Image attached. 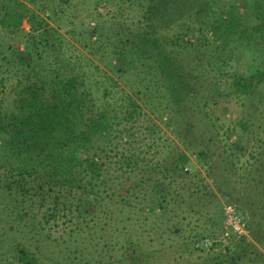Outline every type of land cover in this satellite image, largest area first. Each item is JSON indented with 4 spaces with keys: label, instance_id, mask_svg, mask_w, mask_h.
<instances>
[{
    "label": "trees",
    "instance_id": "trees-1",
    "mask_svg": "<svg viewBox=\"0 0 264 264\" xmlns=\"http://www.w3.org/2000/svg\"><path fill=\"white\" fill-rule=\"evenodd\" d=\"M28 1L35 4V0ZM128 2L137 6L140 15L132 24L120 23L118 43L121 52L117 54L123 53L122 50L136 49L139 56L153 53L157 57L159 79L170 96L171 110L167 127L172 130L187 126L193 128L189 123L195 121L193 75L178 58L185 53L183 49L196 45L190 40H185V44L186 36H190V39L194 33L207 35L209 32L211 42L217 44L219 41L221 48L226 47L231 39L253 48L264 44V0L252 2V15L256 22L251 28L242 25L230 11L219 15L214 23L205 24V17L212 13L209 0ZM38 8L42 17L19 0H0L1 27L16 32L23 20H27L32 32L24 43L25 50H17L12 54L28 79L26 83L19 81L15 87L16 98L11 112H0V167L10 175V180H1L0 194L7 193L10 200L14 201L11 212L19 213L17 220L20 222L35 219L37 213H31L34 209L42 213L46 222L59 214L67 217L70 239L82 235L86 230L88 235L89 232L95 235V240L100 238L96 237L99 225L95 219L105 206L108 212L103 214L101 230L105 228L108 235L101 236L102 250L115 249L119 244L116 237L122 234L126 235L124 246L134 257L138 243L127 230L128 224L134 219L130 215L134 204L132 199L138 196L141 201L148 199L153 213L158 211L155 217L158 221L174 219L176 214L171 206L181 200L183 189L180 183L188 179L185 169L190 160L185 152L166 139L167 146H161L162 149H168L164 163H145L143 156L146 151L137 150L136 147L141 141L139 131H135L133 126L117 130L123 121L134 123L144 115L141 106L126 93L117 106V101H113L115 94L105 89L102 96L106 101L97 104L92 91L85 88L84 73L77 71L69 60L64 59L63 53L57 56L53 54L56 53V45L60 48L62 44L58 36V44L52 40L56 30L48 22L51 18L49 12L41 4ZM101 35L97 33V41L102 39ZM204 38L207 39L206 36ZM178 49H182L179 54ZM32 78L35 82H31ZM263 80L264 70L248 78L236 76L232 80L234 93L244 100L252 101L258 96L256 89ZM213 89L219 92L220 87H217L216 82ZM212 93L208 92L207 97L212 96ZM205 104L200 107V115ZM255 111H258L257 108ZM191 134L181 137L184 140ZM218 143L212 139L205 142L200 140L199 144L197 142V157L206 167V175L189 186V196L196 199L200 209L205 208L210 204L209 200L215 197L213 187L224 198H228L225 190L221 189L222 183H219L224 181L218 169L219 162L212 160L211 147ZM209 144L212 146L209 147ZM161 147L154 143L149 146V150L160 154ZM236 158L238 156L232 157L231 163ZM251 159L253 162L245 168L249 174L253 169L256 170L255 174L260 178L246 182L253 186V191L250 197H242L244 205L241 211L247 215L245 220L249 237L240 238L233 246H227L210 264H236L244 258L247 264L264 261V254L257 250V247L264 250V151L259 152L257 157L251 155ZM205 178L210 179V186L206 184ZM208 207H212V204ZM220 208V204L216 203L209 209L215 217H210L207 223L222 221ZM145 219L148 217L143 221ZM28 227L32 236L38 234L36 223L31 222ZM174 227L178 231L172 228L171 232L179 234L181 229L176 223ZM89 238L79 239L77 246L69 250L70 253L86 256L85 252L94 241L92 237ZM0 246L3 243L0 242ZM71 247L68 245L65 248ZM107 253L110 254V251ZM86 254L93 255L89 251ZM99 255L97 253L96 257ZM16 257L17 260L10 264H37L40 261L29 247L24 246L18 249Z\"/></svg>",
    "mask_w": 264,
    "mask_h": 264
},
{
    "label": "rangeland",
    "instance_id": "rangeland-1",
    "mask_svg": "<svg viewBox=\"0 0 264 264\" xmlns=\"http://www.w3.org/2000/svg\"><path fill=\"white\" fill-rule=\"evenodd\" d=\"M19 1L40 17L43 16L38 8L40 4L49 12L51 18L48 22L51 28L56 30V36L52 40L58 44V36L62 44L60 48L56 45V53L53 54L57 56L63 53L64 59L69 60L77 71L84 73L85 88L92 91L97 104L106 101L102 96L104 89L115 94L113 101H117V106L124 93L136 99L144 115L138 117L134 123L123 121L117 126V130L133 126L135 131H139L138 137L141 141L136 147L137 150L146 151L143 156L145 163H164L168 149H162L161 146H167L166 139L185 152L190 163L185 169L188 179L180 183L183 189L181 200L171 206L176 214L174 219L158 221L155 218L158 211L153 213L148 199L141 201L140 196L132 199L135 205L133 204L130 215L134 219L128 224L127 230L138 243L134 257H131L132 253L124 246L126 235L122 234L119 238L116 237L119 244L115 249L102 250L101 236L108 235L105 228L101 230L103 214L108 212L105 206L95 219V223L99 225L96 237L100 238L95 240V235L92 232L88 235L86 230L82 235H75L70 239L67 217L59 214L46 222L42 213L34 209L31 213H37L35 219L20 222L17 220L19 213L11 212L14 201L10 200L7 193L0 194V242L3 243V246H0V264L16 261V254L22 246L29 247L36 254L40 260L37 264H210L227 246H216L209 253L195 249L198 240L215 239L221 234L222 221L207 223L210 217H215L209 209L219 203L221 210L223 205L231 203L238 208L244 219H247L246 213L241 211L244 205L242 197H250L253 186L246 182L260 178L256 176V170L252 168L253 171L249 174L245 167L253 162L251 155L257 157L259 152L264 151V80L256 89L258 96L252 101L244 100L234 93L232 80L236 76L248 78L264 70V44L253 48L231 39L226 47L221 48L219 41L217 44L211 42L212 36L209 32L207 35L194 33L190 39V36H186L185 44V40H190L196 45L188 46L187 50L183 49L185 53L178 58L193 75L192 93L196 96V103L193 105L196 110L195 121L189 123L193 128L187 126L172 130L167 127L171 110L170 96L168 89L159 79L157 57L153 53L139 56L136 49L122 50L123 53L117 54L121 52L118 43L119 25H129L137 20L140 12L136 5L132 2L129 4L128 0H35V4L28 0ZM252 2L253 0H209L212 13L205 17L204 23L212 24L219 15L230 11L242 25L251 28L256 22L252 15ZM98 32L102 34L100 41H97ZM31 34V25L27 20H23L16 32L3 29L0 24L1 113L11 112L16 98L15 87L19 81L26 83L28 79L12 54L17 50H25L24 43ZM181 50L178 49L177 53ZM31 82H35V79L32 78ZM215 82L217 87H220L218 93L213 89ZM210 91L213 95L207 97ZM204 103L206 104L202 107L200 115V107ZM255 108L258 111H255ZM188 133H192L191 136L183 140L181 136L184 137V134ZM210 139L219 142L217 145L208 146H212L213 162H219L218 169L224 179L219 183H222L221 189L225 190L228 198H224L213 187L215 197L212 201L209 200L210 204L200 209L196 199L193 200L189 196V186L206 175V167L197 157V142L199 144L200 140L205 142ZM154 143L161 147L160 154L149 150V146ZM234 156L238 158L231 163ZM9 176L7 171L0 167V182L10 180ZM205 182L210 186L209 178H205ZM240 192L244 194H239ZM211 204L212 207H208ZM146 217L148 219L143 221ZM31 222L37 224L36 236L29 233L28 224ZM175 223L181 229L179 234L171 232L172 228L175 232L178 231L174 227ZM86 236L94 239L88 250L93 255L89 256L87 251L86 256L79 257L73 252L75 257L69 250H73L79 239L81 241ZM68 245L72 247L66 249ZM233 245L234 242L228 246ZM257 250L264 254L260 247H257ZM97 253L100 254L99 257H96ZM245 260L244 258L236 264H247ZM258 264H264V261Z\"/></svg>",
    "mask_w": 264,
    "mask_h": 264
},
{
    "label": "built area",
    "instance_id": "built-area-1",
    "mask_svg": "<svg viewBox=\"0 0 264 264\" xmlns=\"http://www.w3.org/2000/svg\"><path fill=\"white\" fill-rule=\"evenodd\" d=\"M222 226L218 238H202L195 243V249L200 252L209 253L214 247L228 246L240 238L248 236L247 222L237 208L227 203L221 209Z\"/></svg>",
    "mask_w": 264,
    "mask_h": 264
}]
</instances>
